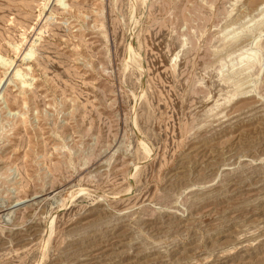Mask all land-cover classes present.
<instances>
[{
  "label": "rangeland",
  "instance_id": "374dc122",
  "mask_svg": "<svg viewBox=\"0 0 264 264\" xmlns=\"http://www.w3.org/2000/svg\"><path fill=\"white\" fill-rule=\"evenodd\" d=\"M52 1L0 0V264H264V0Z\"/></svg>",
  "mask_w": 264,
  "mask_h": 264
},
{
  "label": "bare ground",
  "instance_id": "6f19581e",
  "mask_svg": "<svg viewBox=\"0 0 264 264\" xmlns=\"http://www.w3.org/2000/svg\"><path fill=\"white\" fill-rule=\"evenodd\" d=\"M48 3H50L51 2V0H46ZM145 1V0H144ZM52 2H57V5H56V3L54 4L56 7H59V8H65L64 7V1L63 0H53ZM43 4V3H42ZM51 4V3H50ZM49 5V4H48ZM47 5V6H48ZM25 6V5H24ZM46 5L44 6L43 5V7L44 8H46L47 7ZM26 7H28V6H26ZM42 7V6H41ZM68 8V7H67ZM66 8V9H67ZM41 9V8H40ZM47 9V8H46ZM50 9V8H49ZM57 17V16H56ZM38 19H40V18H38ZM25 21V20H24ZM47 21V20H46ZM13 22V21H12ZM48 22V21H47ZM20 29V28H19ZM34 29V28H33ZM21 30V29H20ZM44 30H45V28H42L41 30H40V33H39V35H42L43 33H44ZM31 31V30H30ZM56 32V31H55ZM46 33V32H45ZM25 35V34H24ZM28 35V34H27ZM23 36V35H22ZM40 37V36H39ZM39 37H37V39L39 38ZM24 38H25V36H24ZM41 38H39V40H40ZM23 40V39H22ZM42 40V39H41ZM24 41H26V38H25V40ZM35 41V40H34ZM9 42V41H8ZM23 42V41H22ZM31 42V41H30ZM36 42V41H35ZM7 43V42H6ZM25 42H23V44H24ZM39 42H37V44H38ZM8 44V43H7ZM33 44H34V42H33ZM21 45V44H20ZM16 46H18V44L16 45ZM29 46V45H28ZM33 46H35V44L33 45ZM13 49H14V47H13ZM21 49V47H18V48H16V50L17 51H21L20 50ZM23 50V49H22ZM25 50V49H24ZM31 50V49H30ZM26 51V50H25ZM28 52H30V51H28ZM31 52H32V50H31ZM14 53V52H13ZM18 54V53H17ZM22 54V53H21ZM31 54H33V53H31ZM26 55V54H25ZM28 55L29 56H24L23 58H24V60L26 59H31V58H33V56L32 55H30L29 53H28ZM14 56H16V55H14ZM23 56V55H22ZM20 57V56H19ZM16 58V57H15ZM22 58V57H21ZM257 58V57H256ZM32 60V59H31ZM175 60V59H174ZM28 61H30V60H28ZM133 62V61H132ZM256 62V61H255ZM10 64V63H9ZM25 64V63H24ZM257 64V63H256ZM12 65L10 64V66L9 67H11ZM8 69V68H7ZM18 72V71H17ZM16 79V78H15ZM145 145V144H144ZM135 174V173H134Z\"/></svg>",
  "mask_w": 264,
  "mask_h": 264
}]
</instances>
